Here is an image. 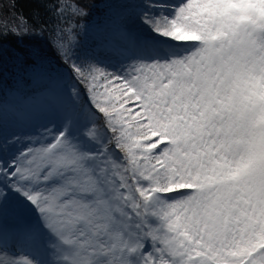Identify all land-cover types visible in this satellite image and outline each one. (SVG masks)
<instances>
[{
	"label": "snow or ice",
	"instance_id": "1",
	"mask_svg": "<svg viewBox=\"0 0 264 264\" xmlns=\"http://www.w3.org/2000/svg\"><path fill=\"white\" fill-rule=\"evenodd\" d=\"M14 7L0 264H264V0Z\"/></svg>",
	"mask_w": 264,
	"mask_h": 264
},
{
	"label": "trees",
	"instance_id": "2",
	"mask_svg": "<svg viewBox=\"0 0 264 264\" xmlns=\"http://www.w3.org/2000/svg\"><path fill=\"white\" fill-rule=\"evenodd\" d=\"M90 2L95 5L91 13V20L95 16H103L104 11L102 7L105 0H90ZM4 3L7 4L8 0H4ZM11 3L15 5V7L12 9L15 14H23L27 16L33 10L34 0H11Z\"/></svg>",
	"mask_w": 264,
	"mask_h": 264
},
{
	"label": "rangeland",
	"instance_id": "3",
	"mask_svg": "<svg viewBox=\"0 0 264 264\" xmlns=\"http://www.w3.org/2000/svg\"><path fill=\"white\" fill-rule=\"evenodd\" d=\"M107 8H108V0H105L104 2V5L102 7L103 11H104V14L103 16H95L92 20H91V23L92 24H102L104 19H105V14H106V11H107ZM113 68L114 69H118L119 68V63L117 60H113V64H112Z\"/></svg>",
	"mask_w": 264,
	"mask_h": 264
}]
</instances>
